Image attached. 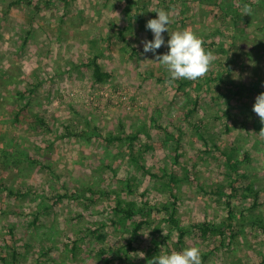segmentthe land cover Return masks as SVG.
<instances>
[{"label": "rangeland", "instance_id": "obj_1", "mask_svg": "<svg viewBox=\"0 0 264 264\" xmlns=\"http://www.w3.org/2000/svg\"><path fill=\"white\" fill-rule=\"evenodd\" d=\"M234 1L0 0V264H151L193 246L202 264H264V232L251 223L264 221V124L252 110L264 93V0L243 1L237 19L222 7ZM161 9L169 33L145 53L154 40L146 24ZM189 28L216 60L204 78L168 84L157 56L172 32ZM220 43L228 60L217 56ZM94 55L111 72L102 83L81 65ZM82 129L101 137L66 135ZM121 131L137 132L133 153L102 138ZM122 178H134L132 192ZM88 187L110 193L91 201ZM171 191L188 229L181 240L160 218ZM58 193L68 197L51 207ZM117 194L159 209L134 239L113 222ZM227 200L242 224L234 236L203 238L194 224L225 219Z\"/></svg>", "mask_w": 264, "mask_h": 264}, {"label": "trees", "instance_id": "obj_2", "mask_svg": "<svg viewBox=\"0 0 264 264\" xmlns=\"http://www.w3.org/2000/svg\"><path fill=\"white\" fill-rule=\"evenodd\" d=\"M23 1H27L30 2L31 0H15V2H23ZM51 0H47V2H50ZM63 1L65 4H67L68 0H60ZM243 1L245 0H235L234 1V5L231 4L229 6H222L223 9L227 10L228 12L231 13V16L234 19H237L239 17H241V10L239 9V4H241ZM135 1H130L131 5L130 8L132 9ZM132 16H136L137 12H132L131 13ZM125 28H117V32L120 35H123L125 30ZM229 48L228 46L224 45L223 43L219 44V48H218V52H217V56L218 58H225L226 60L229 59ZM81 65L83 66H87L90 67L92 69V74H93V79L94 81L97 82H104L107 79L110 78L111 76V72L109 70L103 69L101 63L98 61V55H94L93 57H90L88 59H86L85 61H83L81 63ZM228 61H226V63L224 64V66L228 67ZM229 70V68H228ZM198 95H195L192 97L191 101H189V106L187 107V114L192 113L193 111L197 110V106H198ZM22 108V107H21ZM20 111L17 112V115ZM37 121L42 124L43 126L48 127V124L45 122V120L42 117H38L36 116ZM164 133L166 132L168 134V138L172 136L171 133L168 132V130L166 128H164ZM75 135V136H100V134H97L96 131H92L90 130H80V131H76L74 133L71 132H67L66 135ZM138 137L137 132H133V133H126L125 131H121L120 135H107V136H103L102 138L108 142V143H112L115 140H122L124 141L128 146H129V152L133 153L132 151L134 150V143L136 141ZM179 137H175V150H174V155H175V160H178L179 158V152H178V144H179ZM131 158L134 162L135 165L139 166L142 170H145L147 172H149V170L144 166L143 163H141L138 159V157H136L134 154H131ZM237 162H234L232 164V168L233 171H236L237 169ZM169 174L171 173V171H167ZM237 174H243L245 175V173L243 172H237ZM172 177V176H170ZM121 180L122 184L125 185V187L127 188V191L132 192V182L134 180V178H122L119 179ZM232 189L235 190L234 185L232 186ZM88 192L90 193V198L91 201H96V199L108 196V194L110 193L107 190L104 189H95L94 187H88L87 188ZM236 191V190H235ZM10 193H13L12 190H9ZM171 196H173L175 198V200L172 201H167V203H164L163 206H161L160 208L166 213V215L160 217L162 220L168 222L173 228H175L176 230H178V238L179 240H181L184 236V234L188 231V229L181 225L180 220L178 219V217L176 216V210H177V203H176V198L177 196L171 191L170 193ZM68 197L67 193H58L56 195H54L52 197L53 201L50 204L51 207H54L60 200H62L63 198ZM228 197V196H227ZM230 200H227V204H228V215L225 219L214 222V221H201V222H197L194 224V227L197 228V230L200 232V235L203 238H221L224 237L227 232L229 231L231 233V236H234L233 234V225L235 222V225H239L242 224L241 222L242 220V212H236L233 209V206L230 205ZM158 209V207L156 208L155 203H151L148 200H142L141 202H137L134 201L132 199H124L122 198L119 194H117V196L115 197V202H114V206H113V210L115 212V214L117 215V219L113 220L114 223H116L117 221H119V223L123 222V224H125V226H127L128 228H130V233H131V238L134 239L140 232L141 230L144 228L145 225L151 224L155 218H153V210ZM159 210V209H158ZM161 210V212H163ZM239 222V223H238ZM251 223L254 226L259 227L263 232H264V221L263 218L261 217V215L256 216L255 218L252 219Z\"/></svg>", "mask_w": 264, "mask_h": 264}, {"label": "clouds", "instance_id": "obj_3", "mask_svg": "<svg viewBox=\"0 0 264 264\" xmlns=\"http://www.w3.org/2000/svg\"><path fill=\"white\" fill-rule=\"evenodd\" d=\"M242 11L244 15L251 16L253 10L249 4H244ZM156 13L158 18L150 19L146 24V28L154 34V40L144 42L143 51L145 53H155L165 44L162 33L166 31L169 33L170 13L163 9ZM203 44L204 41L197 37L190 28L170 34V39L167 41L169 51L157 56V61L166 68L170 75L168 84L178 79L196 81L207 75L216 56L212 51L205 50ZM252 110L264 124V93L255 98ZM259 135L264 137V128L261 129ZM151 264H202L201 252L198 247L193 246L182 252L173 251L171 254H162L154 258Z\"/></svg>", "mask_w": 264, "mask_h": 264}]
</instances>
